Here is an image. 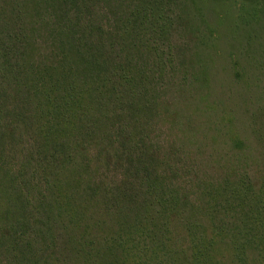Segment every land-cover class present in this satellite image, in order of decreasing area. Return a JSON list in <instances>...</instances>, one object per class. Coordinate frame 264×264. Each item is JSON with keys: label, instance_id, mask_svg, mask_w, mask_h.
<instances>
[{"label": "trees", "instance_id": "obj_1", "mask_svg": "<svg viewBox=\"0 0 264 264\" xmlns=\"http://www.w3.org/2000/svg\"><path fill=\"white\" fill-rule=\"evenodd\" d=\"M243 2L253 80L214 85L195 2L0 0V264H264V0Z\"/></svg>", "mask_w": 264, "mask_h": 264}, {"label": "rangeland", "instance_id": "obj_2", "mask_svg": "<svg viewBox=\"0 0 264 264\" xmlns=\"http://www.w3.org/2000/svg\"><path fill=\"white\" fill-rule=\"evenodd\" d=\"M184 1V4L186 5H191L192 2H195L198 6L203 8V13L200 14L194 12L193 14L191 13L192 11H189L190 18H194L196 20L193 22V30H186L182 32V37L186 40L195 39L197 36L196 33L198 34L197 29H199L201 17L203 16L204 22L207 24L203 27L204 32H206V34L209 33L210 37L216 39L217 46L212 50L201 48L199 53H197L198 55L208 54V56L202 60L204 61V64L202 65H205V67L202 66V68L199 69L208 70L211 82L214 85L219 82V77H221V82L233 83L232 80L229 81V79H226V76L223 75V70L225 69H229L231 73H233V71L235 72V74L231 75L235 78H232L234 81L237 80L236 78H244L239 80L241 83L253 80L250 73L252 62L242 51L245 45V34H247L249 28L247 26L245 27L246 20L241 18L245 15L242 11L243 6L247 11L248 9L252 10V5L244 3L243 0H224L222 3L217 0ZM258 17L259 20L264 18L262 14H258ZM252 29L250 28L249 31ZM231 33H233L236 37H234ZM228 40L230 42L229 45ZM251 45L254 46L255 49H251L250 51L256 55V49H260L258 41H251ZM221 56L223 58H221ZM248 75L250 76V79H247ZM260 80L264 81V77H261Z\"/></svg>", "mask_w": 264, "mask_h": 264}]
</instances>
